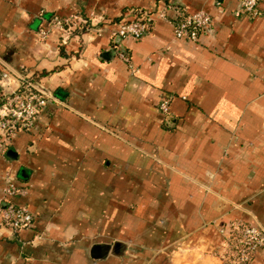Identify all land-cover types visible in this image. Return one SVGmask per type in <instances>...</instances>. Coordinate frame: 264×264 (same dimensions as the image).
<instances>
[{"label": "crops", "instance_id": "0c3cea01", "mask_svg": "<svg viewBox=\"0 0 264 264\" xmlns=\"http://www.w3.org/2000/svg\"><path fill=\"white\" fill-rule=\"evenodd\" d=\"M167 2L208 13L212 32L176 39L156 14ZM238 9V0H0V96L9 72L52 96L0 155V199L10 174L28 190L13 201L34 216L17 233L0 227V264H220L224 223L264 227V0L259 17ZM150 14L142 39L115 36ZM54 16L88 28L41 37ZM252 264H264V248Z\"/></svg>", "mask_w": 264, "mask_h": 264}, {"label": "built area", "instance_id": "2783aa9c", "mask_svg": "<svg viewBox=\"0 0 264 264\" xmlns=\"http://www.w3.org/2000/svg\"><path fill=\"white\" fill-rule=\"evenodd\" d=\"M236 16L256 18L261 15L260 0H238ZM157 17L172 24L176 39L197 41L201 33H211V17L204 11L189 13L184 7L167 2L158 12ZM153 14L146 15L119 26L115 33L122 39H142L149 31ZM87 21L78 17L50 19L47 29L40 31L45 38L50 31H59L66 37L73 32L86 29ZM120 60L124 61L132 73L136 72L128 55L116 48ZM4 91L0 96V155L5 154L7 144L21 132L30 131L35 126L42 111L52 96L40 84L29 81L20 73H4ZM13 80V83L11 82ZM172 97L165 96L160 104L162 115L170 114ZM26 187L18 186L10 174L5 179L4 195L0 199V227L12 233L32 227L34 216L26 205H18L13 199L24 197ZM222 241L218 256L220 264H252L257 253L264 248V227L241 220H231L220 227Z\"/></svg>", "mask_w": 264, "mask_h": 264}, {"label": "trees", "instance_id": "16d2710c", "mask_svg": "<svg viewBox=\"0 0 264 264\" xmlns=\"http://www.w3.org/2000/svg\"><path fill=\"white\" fill-rule=\"evenodd\" d=\"M173 4L176 5V6H179V7H183V6H181V5H179V4H176V3H174V2H173Z\"/></svg>", "mask_w": 264, "mask_h": 264}, {"label": "water", "instance_id": "95a60500", "mask_svg": "<svg viewBox=\"0 0 264 264\" xmlns=\"http://www.w3.org/2000/svg\"><path fill=\"white\" fill-rule=\"evenodd\" d=\"M112 53H114V51H111Z\"/></svg>", "mask_w": 264, "mask_h": 264}]
</instances>
